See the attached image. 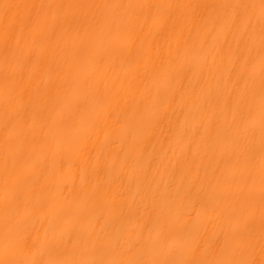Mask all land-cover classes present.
<instances>
[{
    "label": "bare ground",
    "instance_id": "bare-ground-1",
    "mask_svg": "<svg viewBox=\"0 0 264 264\" xmlns=\"http://www.w3.org/2000/svg\"><path fill=\"white\" fill-rule=\"evenodd\" d=\"M45 9L32 25L0 10V259L5 231L65 260L215 259L209 243L231 224L233 246L259 262L261 0H0ZM256 5V36L220 5ZM76 7H67V6ZM90 5H116L94 8ZM172 6V7H168ZM55 17V19H53ZM11 24L5 42V27ZM257 57L247 79L241 68ZM7 60V62H6ZM37 86L31 127L5 104V73ZM254 90L253 119L238 93ZM236 113V119L233 114ZM255 128L250 137L249 128ZM251 155L255 183L245 177ZM23 193L6 219L4 161ZM243 208L253 231L237 223ZM11 243V241H10Z\"/></svg>",
    "mask_w": 264,
    "mask_h": 264
},
{
    "label": "snow or ice",
    "instance_id": "snow-or-ice-1",
    "mask_svg": "<svg viewBox=\"0 0 264 264\" xmlns=\"http://www.w3.org/2000/svg\"><path fill=\"white\" fill-rule=\"evenodd\" d=\"M21 7L28 10V18L32 25H39L46 17L47 13L45 9L52 7H65L63 5H17L10 3H0V10H2L3 16L6 20L14 21L15 12ZM76 7V6H67ZM88 7L94 8H112L115 9L119 6L116 5H90ZM172 7V6H168ZM219 7L230 10V20L233 24H243L249 41H254L256 36V23L254 13L250 12L249 9H254L256 5L247 4H224ZM260 16H259V75H260V102H259V115H260V221H261V237H260V248L262 256H264V0H261L260 5ZM55 19V17H53ZM10 27L11 24L5 27V42L7 44L10 39ZM7 62V60H6ZM257 65V57L252 54L251 48L249 54L245 59L244 64L241 68V78L247 79L251 73L255 70ZM5 104L6 109L11 106L18 116L16 121V127H31L32 124L28 118V113L32 111L34 107L35 97L38 89L31 81H25L22 72L14 74L11 81L6 71L5 73ZM254 90L250 89L245 84V88L238 93L237 106L240 111L241 120L253 119V100ZM233 119H236V113L233 114ZM250 137H254L255 128H249ZM249 161V168L245 180L249 184L255 183V175L253 171L251 155L247 157ZM15 167V161L13 162L12 168ZM12 168L9 166L7 158L4 161V185H5V212L6 219L10 216H20L19 201L25 194L16 192L13 194L12 199L8 198L9 185L15 183ZM251 217L245 215V210L241 208L237 215V223H243L247 230L246 246H252L253 231L250 226ZM236 239V229L230 224L228 230L224 233L223 240H215L209 243L208 249L211 253L219 252L220 257L215 259H185V260H174V259H111V260H65L61 259L56 255L50 254L47 258L44 257L43 250L52 249L55 251L58 246L55 242L44 240L40 242L39 248L31 252V254L25 258H16V251L23 249H31L36 247L35 242L33 245H28L24 237H15L10 231H5V247H4V259H0V264H264V259L257 262L251 258H244L240 255L239 247L233 246V241ZM11 241V243H10Z\"/></svg>",
    "mask_w": 264,
    "mask_h": 264
}]
</instances>
